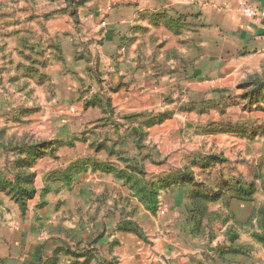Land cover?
<instances>
[{"label": "rangeland", "instance_id": "obj_1", "mask_svg": "<svg viewBox=\"0 0 264 264\" xmlns=\"http://www.w3.org/2000/svg\"><path fill=\"white\" fill-rule=\"evenodd\" d=\"M118 1L128 0H0V264L53 249L49 241L38 253V214L27 221L13 209L21 188L37 186L26 203L46 204L53 189L60 219L75 202L98 218L114 204L121 221L142 218L153 236L161 222L162 249L189 237L264 264L263 49L177 66L159 60L158 37L137 71L119 69L129 53L103 40ZM78 181L83 192L71 189Z\"/></svg>", "mask_w": 264, "mask_h": 264}, {"label": "crops", "instance_id": "obj_2", "mask_svg": "<svg viewBox=\"0 0 264 264\" xmlns=\"http://www.w3.org/2000/svg\"><path fill=\"white\" fill-rule=\"evenodd\" d=\"M238 1L128 0L126 3L118 1L108 15L111 23L110 34L108 33L103 40L104 42L112 40L116 42L117 50H124L125 55L129 53V56L119 60L116 65L119 69L129 66L132 72L137 71L133 61L141 58L143 54L141 49L148 43H154L158 37L161 42L155 48L158 46L162 50L158 55L162 62L164 59L165 61L171 59L173 62L171 64L181 66V61L188 59L187 64H191L188 66L195 68L206 62L207 64L215 62L214 64L218 66L222 62L221 58L231 51L236 54L254 52L257 49L264 51V21L246 19L238 9ZM250 2L258 9L264 6V0ZM201 51L207 53L202 52L201 55ZM154 56L157 55L144 53L147 59ZM203 59L206 60L204 63ZM146 71L149 75L144 79L149 80L150 74L153 73H149L148 69ZM81 184L82 181H78L71 183L70 186L75 192L78 187V190L83 192ZM40 189L41 186L36 187L37 195L44 191ZM52 192L56 193L53 189L47 192L44 205L34 202L30 206L26 203L25 216L29 221L38 214L36 220L41 221L39 231L46 229L47 234L45 233V237L40 241L42 246L38 248V253H43L42 249L49 241L53 249L40 255L41 258L36 262H30L26 254V261L22 264H246V257L243 254L225 249L206 250L205 246L199 247L189 237L182 240L183 243L178 246L169 247L164 244L162 249L160 246L167 240V236L163 235L165 230L161 222L156 225L157 231L153 236L152 233L146 232L148 228L145 227L142 218L134 219L133 226L130 222L121 221L114 204H109L112 207L107 209L104 217L98 218V211L94 215L88 212L87 202L83 201V204L79 202L78 205L75 202L66 209L74 211L73 215L66 212L69 217L60 219L59 212L62 208L49 201ZM72 198L73 201L82 200L79 196ZM90 208L92 209V206ZM13 209L19 210L16 206ZM76 210H84V214L89 216L81 220L76 217ZM47 215L50 216L48 222ZM90 218L93 219V225L88 223L91 221ZM136 222L138 228L144 229L143 234L145 233L147 240L157 243L154 252L150 244L143 242L133 232V227H137Z\"/></svg>", "mask_w": 264, "mask_h": 264}, {"label": "trees", "instance_id": "obj_3", "mask_svg": "<svg viewBox=\"0 0 264 264\" xmlns=\"http://www.w3.org/2000/svg\"><path fill=\"white\" fill-rule=\"evenodd\" d=\"M75 166L72 167V169L75 170H80L82 167H79L78 164H74ZM27 178V183L32 182L33 181V174L29 175L26 177ZM34 188L32 187V189H29V187L27 188H21L20 192L18 193L17 197L14 198V203H16L18 205V208L20 209V211L23 213L26 209V198L30 197L32 195V192H34ZM26 197V198H25ZM155 207V206H154ZM264 210V208L262 209V211ZM133 232L138 236L139 232H138V228L134 227L133 228ZM141 235L139 234L138 237H140ZM261 242L264 243V236H260L258 237Z\"/></svg>", "mask_w": 264, "mask_h": 264}, {"label": "built area", "instance_id": "obj_4", "mask_svg": "<svg viewBox=\"0 0 264 264\" xmlns=\"http://www.w3.org/2000/svg\"><path fill=\"white\" fill-rule=\"evenodd\" d=\"M238 9L249 20L264 21V6L258 9L251 5L250 0H239Z\"/></svg>", "mask_w": 264, "mask_h": 264}]
</instances>
